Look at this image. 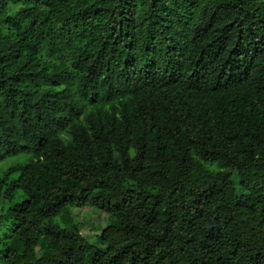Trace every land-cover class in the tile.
Listing matches in <instances>:
<instances>
[{
	"label": "trees",
	"instance_id": "trees-1",
	"mask_svg": "<svg viewBox=\"0 0 264 264\" xmlns=\"http://www.w3.org/2000/svg\"><path fill=\"white\" fill-rule=\"evenodd\" d=\"M0 264H264V0H0Z\"/></svg>",
	"mask_w": 264,
	"mask_h": 264
},
{
	"label": "rangeland",
	"instance_id": "rangeland-1",
	"mask_svg": "<svg viewBox=\"0 0 264 264\" xmlns=\"http://www.w3.org/2000/svg\"><path fill=\"white\" fill-rule=\"evenodd\" d=\"M18 160L20 158L18 159L17 157L4 159L0 162V172ZM74 216L79 223L78 233L88 244V251L85 254L79 255L76 259L88 264L97 263L104 250L103 246L97 242V237L105 228L106 216L88 209L75 212Z\"/></svg>",
	"mask_w": 264,
	"mask_h": 264
}]
</instances>
